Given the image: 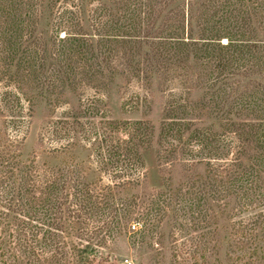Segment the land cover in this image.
Returning <instances> with one entry per match:
<instances>
[{
    "label": "trees",
    "instance_id": "trees-1",
    "mask_svg": "<svg viewBox=\"0 0 264 264\" xmlns=\"http://www.w3.org/2000/svg\"><path fill=\"white\" fill-rule=\"evenodd\" d=\"M0 84V264H264V0H0ZM133 86L156 121L108 116Z\"/></svg>",
    "mask_w": 264,
    "mask_h": 264
},
{
    "label": "rangeland",
    "instance_id": "rangeland-1",
    "mask_svg": "<svg viewBox=\"0 0 264 264\" xmlns=\"http://www.w3.org/2000/svg\"><path fill=\"white\" fill-rule=\"evenodd\" d=\"M5 87L4 84H0V96L2 92H4ZM141 91L137 86H133L128 90L122 93L113 92V95L110 97L108 101V116L111 118H148L150 120L156 121L161 114V107L163 106V98L161 94H158L155 90L156 97L154 98V102L151 105V109L147 111V107L144 108V105H140L137 109H132L131 104L132 96ZM143 93V91H141ZM127 104L124 105V102ZM129 103V104H128ZM44 108V107H42ZM39 108L34 118L32 119V123L28 129L26 134V140L23 144L22 153L25 157H31L34 154L39 155L40 162L45 160L46 155L42 154V152L38 153V133L41 127V124L44 120L45 111ZM87 151H80L78 155L80 158H86ZM144 163H145V173L147 178V186L150 188H156L160 184V178L158 174V166L156 162L155 152L153 149H147L143 152ZM50 160V159H49ZM53 164L56 163L55 160L52 161ZM91 167L95 168L96 164L91 163ZM90 178H95L96 172L90 173ZM111 177L107 175H103V182L110 183ZM140 225H137V228H140ZM131 240L128 238H121L119 240L110 239L107 248L103 249L102 252L107 254L111 252L113 256H116L115 264H137V259L140 256L139 252L135 247L131 248ZM148 250L145 254L146 261L150 262L149 264H171L170 262V252H167L162 248V246L158 243V239L156 236L148 239ZM221 257L224 260V264H231L226 261L224 258V253H222Z\"/></svg>",
    "mask_w": 264,
    "mask_h": 264
}]
</instances>
